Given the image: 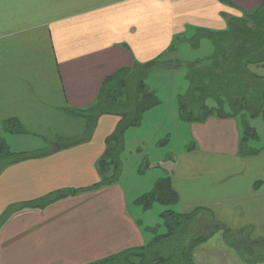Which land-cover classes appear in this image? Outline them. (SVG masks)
<instances>
[{
  "label": "crops",
  "instance_id": "obj_1",
  "mask_svg": "<svg viewBox=\"0 0 264 264\" xmlns=\"http://www.w3.org/2000/svg\"><path fill=\"white\" fill-rule=\"evenodd\" d=\"M262 6L264 0H0V138L13 123L25 133L17 135L42 142L40 156L0 171V264H90L144 247L120 184L44 203L98 183L96 163L120 119L100 116L89 141L66 147L87 127L66 111L91 108L106 82L135 65L158 60L151 71L174 70L175 43L223 32L229 20ZM190 131L195 144L175 155L169 177L178 212L198 211L205 223L264 239V148L240 155L230 118L212 116Z\"/></svg>",
  "mask_w": 264,
  "mask_h": 264
},
{
  "label": "trees",
  "instance_id": "obj_2",
  "mask_svg": "<svg viewBox=\"0 0 264 264\" xmlns=\"http://www.w3.org/2000/svg\"><path fill=\"white\" fill-rule=\"evenodd\" d=\"M210 34L203 32L202 36ZM212 35H214L213 38L217 46L216 52L214 56L204 60L210 62V66L202 67L200 62H195L197 66L194 67L191 64L188 65L190 69L186 77L189 79L190 87L187 90L185 102L180 106L181 118L189 123H203L212 116L233 119L234 115L223 113L225 104H229L234 112L245 111L246 113H243L242 116L250 118L257 114L256 116H262L264 120V77L255 75L248 69L251 64H260L264 67V7L243 15L241 19L229 20L227 30ZM160 63L161 61L155 60L144 66H133L130 73L121 71L116 75L114 81L106 82L94 106L84 111L71 109L66 111L68 115L85 118L91 128L87 137L68 140L66 147L89 141L100 116L112 114L119 116L120 119L114 131L105 139L104 152L96 163L100 178L98 183L85 190H70L50 195L44 199L45 204L81 191L100 189L112 182L116 183L114 181L117 180L121 165L118 153L123 149L125 129L136 125L145 109L158 103L153 93L145 88L144 81L147 73ZM223 89L226 94L224 100L221 99L222 94L220 93ZM208 99L213 100L214 104L207 105ZM190 109H194L195 113H191ZM4 132L16 135L25 134L20 126L13 123H5ZM251 140L257 141L258 136L247 126L242 130L240 137V155H255L260 152V150L250 149ZM36 156L40 155L11 153L7 143L3 138H0V171L10 164ZM110 170L111 174L109 175ZM170 181V178L160 179L152 192L139 197L137 203L145 208L150 207L154 202L168 206L176 205L178 196L172 190ZM25 206L37 207L38 204L30 203ZM197 212L187 214H176L173 211L164 212L162 218L172 222V227L167 233L152 239L142 248L124 251L90 264H175L172 262L173 257L161 258L156 248L164 241H173L174 247L176 241L177 245H180L185 235L188 234L187 227ZM207 222L211 225L210 228L221 229L222 232L232 233L235 237L245 239L247 245L260 246L261 243H264V239L252 238V232L248 229L230 231L215 221L208 220ZM205 239L204 236L196 237L194 241L201 244Z\"/></svg>",
  "mask_w": 264,
  "mask_h": 264
},
{
  "label": "rangeland",
  "instance_id": "obj_3",
  "mask_svg": "<svg viewBox=\"0 0 264 264\" xmlns=\"http://www.w3.org/2000/svg\"><path fill=\"white\" fill-rule=\"evenodd\" d=\"M213 36L212 34L207 36H199L198 33L197 35L189 34L188 38H182L175 43L172 49L175 53L170 52V58L177 60L174 70L165 68L147 73L144 81L145 88L153 93L158 103L145 109L138 123L126 128L123 134V149L118 153L121 164L119 175L114 181L116 183L112 182L110 185L120 184L126 191L130 213L142 229L146 244L167 233L172 227V222L162 218V214L167 211L178 214V206L154 202L150 207L145 208L137 203V199L152 192L160 179L169 178L176 161L175 155L192 148L195 144L190 131L192 122L183 120L180 113V106L185 102L187 90L190 87L185 70L190 64L193 67L197 66L195 62H200L202 67L210 66V62L204 60L214 56L216 52L217 46ZM248 69L253 74L264 77V67L260 64H251ZM220 93L221 99L224 100L225 89ZM211 99L206 102L209 106L214 104ZM230 110L229 104H225L223 113L234 115L233 119L237 122L240 137L242 130L247 126L258 136L257 141H250V149H263L264 120L262 116H256V114L249 118L242 116L246 113L245 111L237 113ZM190 112L195 113V110L190 109ZM83 120L88 126L87 120L85 118ZM88 121L90 122V119ZM90 131V126L86 127L84 134L80 137H87ZM4 141L10 152L14 154L41 152L42 142L35 138L24 139L21 135L6 133ZM58 142L62 145L66 143L63 140ZM210 226L208 222L205 225L203 214L199 213L188 225V234L180 245H177L176 241L174 247L173 241H164L156 248L158 255L163 259L173 257L172 262L175 264H264V243L260 246L247 245L245 239L235 237L232 233L222 232L221 229L215 230ZM248 230L252 232L251 229ZM252 233V238H258ZM203 236L206 239L201 244L194 241L196 237Z\"/></svg>",
  "mask_w": 264,
  "mask_h": 264
}]
</instances>
